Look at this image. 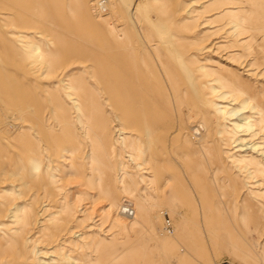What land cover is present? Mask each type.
Returning a JSON list of instances; mask_svg holds the SVG:
<instances>
[{
  "label": "rangeland",
  "instance_id": "1",
  "mask_svg": "<svg viewBox=\"0 0 264 264\" xmlns=\"http://www.w3.org/2000/svg\"><path fill=\"white\" fill-rule=\"evenodd\" d=\"M108 1L0 0V264H264V0Z\"/></svg>",
  "mask_w": 264,
  "mask_h": 264
},
{
  "label": "bare ground",
  "instance_id": "2",
  "mask_svg": "<svg viewBox=\"0 0 264 264\" xmlns=\"http://www.w3.org/2000/svg\"><path fill=\"white\" fill-rule=\"evenodd\" d=\"M95 1V7H94V9H95V12L97 13V15L98 16H108L109 14H110V2L108 1V0H105V2L103 3V5H102V8H106V12H104V14H102V12H100L99 11V9H98V4H99V1L100 0H94ZM101 8V7H100ZM93 10V9H92ZM200 129H202V127L200 128ZM196 131V133H200V131L197 129V130H195ZM201 135V134H200ZM199 135V136H200ZM204 137V136H203ZM200 139V138H199ZM204 139V138H203ZM125 210H127V209H125V208H123V210H122V212H125ZM164 214H166V213H163L162 212V214L161 215H164ZM125 216V218H127V219H131V218H133V216H134V212H133V210H131V211H128V214L126 215H124ZM167 229V225H166V228H165V230ZM162 247L164 248L165 247V249L166 248H168V247H170V246H168V247H166V245L165 244H162Z\"/></svg>",
  "mask_w": 264,
  "mask_h": 264
},
{
  "label": "built area",
  "instance_id": "3",
  "mask_svg": "<svg viewBox=\"0 0 264 264\" xmlns=\"http://www.w3.org/2000/svg\"><path fill=\"white\" fill-rule=\"evenodd\" d=\"M104 2H105V0H100L99 4H98V9L102 13H104L106 11V8H102V5H103ZM170 228H171V224H170V222H168L167 223V229H170ZM218 264H233V263L230 262L229 260H222V261L218 262Z\"/></svg>",
  "mask_w": 264,
  "mask_h": 264
}]
</instances>
